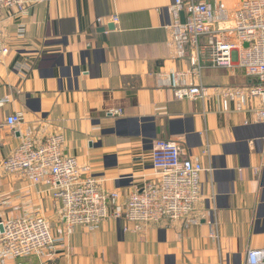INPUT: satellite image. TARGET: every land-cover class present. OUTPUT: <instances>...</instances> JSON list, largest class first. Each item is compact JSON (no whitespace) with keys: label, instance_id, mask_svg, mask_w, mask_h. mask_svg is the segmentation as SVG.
<instances>
[{"label":"crops","instance_id":"crops-1","mask_svg":"<svg viewBox=\"0 0 264 264\" xmlns=\"http://www.w3.org/2000/svg\"><path fill=\"white\" fill-rule=\"evenodd\" d=\"M241 1L218 0L230 15ZM171 4L47 0L21 20L22 38L12 12L0 9L8 49L0 57V122L11 114L21 118L15 131L5 128L0 135V161L26 129L36 143L61 134L63 153L124 205L155 177L154 143L173 142L183 159H198L204 168L192 214L198 223L136 230L109 218L96 231L75 227L67 233L44 186L22 173L0 172V223L37 214L53 237L50 248L0 264H246L250 251L264 250V123L254 118L256 101L247 100L238 112L224 96L249 79L233 53L230 68L202 69L195 80L205 89L201 100H177L171 87L159 85V74L189 69L175 54ZM112 110L121 116H109Z\"/></svg>","mask_w":264,"mask_h":264},{"label":"built area","instance_id":"built-area-1","mask_svg":"<svg viewBox=\"0 0 264 264\" xmlns=\"http://www.w3.org/2000/svg\"><path fill=\"white\" fill-rule=\"evenodd\" d=\"M45 1L0 0V9L12 12L17 22L18 38L25 32L21 20ZM169 11L176 57L187 59L189 69L170 76L159 74V85L171 87L177 100H201L205 89L195 80L202 69L230 68L236 53L238 67L249 84L228 89L224 96L235 101L238 112L247 100L256 101L254 118L264 123V0H242L231 15L218 0H172ZM111 21L116 22V17L112 16ZM97 22L100 24L101 20ZM7 54L0 27V57ZM108 114L120 117L122 112L112 110ZM19 125L20 116H7L0 122V135L3 129L15 131ZM63 145L61 134L36 143L32 130L26 129L16 149L0 161V172L22 173L32 185L44 186L45 193L58 205L67 233L75 227L96 231L109 218L122 220L136 230L177 221H184L186 226L198 223L192 214L201 200L200 176L204 168L198 159H183L175 143H154L151 165L155 177L133 191L124 205L119 203L117 192L101 190L99 181L87 168L80 167L74 157L66 156ZM0 227V261L34 255L53 245L49 223L40 215L14 218L0 223ZM212 236L216 237L214 233ZM246 264H264V250L250 251Z\"/></svg>","mask_w":264,"mask_h":264},{"label":"water","instance_id":"water-1","mask_svg":"<svg viewBox=\"0 0 264 264\" xmlns=\"http://www.w3.org/2000/svg\"><path fill=\"white\" fill-rule=\"evenodd\" d=\"M180 16H181V22L183 23V14L181 13ZM107 28H108V30H113L114 29V26L109 25ZM104 32H105V29L104 28L98 30V33H100V34H104ZM0 232H2L1 227H0Z\"/></svg>","mask_w":264,"mask_h":264}]
</instances>
